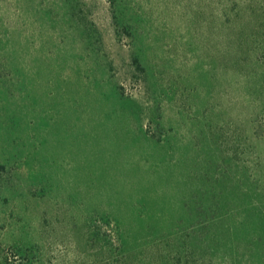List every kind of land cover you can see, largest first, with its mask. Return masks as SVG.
I'll return each instance as SVG.
<instances>
[{"label": "rangeland", "instance_id": "1", "mask_svg": "<svg viewBox=\"0 0 264 264\" xmlns=\"http://www.w3.org/2000/svg\"><path fill=\"white\" fill-rule=\"evenodd\" d=\"M220 2L0 0V264H264V35Z\"/></svg>", "mask_w": 264, "mask_h": 264}, {"label": "trees", "instance_id": "2", "mask_svg": "<svg viewBox=\"0 0 264 264\" xmlns=\"http://www.w3.org/2000/svg\"><path fill=\"white\" fill-rule=\"evenodd\" d=\"M218 5H220L217 9V15H220L218 22L224 29H231L230 33H232V35H228L226 39L232 42V47L235 49L234 53L237 54V51H242L243 47L248 48L246 49L248 50L247 52L252 51V49L249 50V46L253 43V33L246 34L243 30L246 31V28H249L251 25L248 22L249 17L253 18L254 21L250 31L253 32V30H255L254 33L257 32L264 35V0H221ZM238 61L243 62L242 57L238 58ZM173 238L175 237L169 240H173ZM151 248L154 249V244L151 245ZM137 249V247L130 248L126 256H124L122 261L118 262V264H156L154 260H150L149 257H138V252H140V250ZM184 249L187 250L190 248L187 245ZM176 253L180 255V252ZM167 260L168 259L165 258L162 264H172L171 261L167 262ZM193 260L194 259H192L190 264H195Z\"/></svg>", "mask_w": 264, "mask_h": 264}]
</instances>
